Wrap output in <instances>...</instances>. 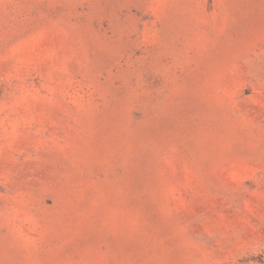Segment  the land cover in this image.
Segmentation results:
<instances>
[{"label":"rangeland","instance_id":"rangeland-1","mask_svg":"<svg viewBox=\"0 0 264 264\" xmlns=\"http://www.w3.org/2000/svg\"><path fill=\"white\" fill-rule=\"evenodd\" d=\"M0 264H264V0H0Z\"/></svg>","mask_w":264,"mask_h":264}]
</instances>
